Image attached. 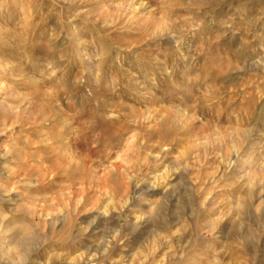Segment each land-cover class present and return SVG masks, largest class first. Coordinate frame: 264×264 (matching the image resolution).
<instances>
[{
    "label": "rangeland",
    "instance_id": "obj_1",
    "mask_svg": "<svg viewBox=\"0 0 264 264\" xmlns=\"http://www.w3.org/2000/svg\"><path fill=\"white\" fill-rule=\"evenodd\" d=\"M82 162L129 191L58 201ZM0 219V264H264V0H0Z\"/></svg>",
    "mask_w": 264,
    "mask_h": 264
},
{
    "label": "bare ground",
    "instance_id": "obj_2",
    "mask_svg": "<svg viewBox=\"0 0 264 264\" xmlns=\"http://www.w3.org/2000/svg\"><path fill=\"white\" fill-rule=\"evenodd\" d=\"M240 140V139H239ZM161 143V142H160ZM68 157V156H67ZM72 157V156H71ZM83 157V156H82ZM82 157L80 159H82ZM65 158V157H64ZM68 160V159H67ZM83 160V159H82ZM74 161V160H73ZM64 164V163H63ZM83 166L81 168V166L79 165H76L74 167H72V169H68L69 172H67V175L69 176V185H67V187H65V192L66 194H64V192L60 195H62L61 198H58V201H68L70 204L74 203V200L76 198H79V196L81 197H88V193L90 192V189L92 188V186H95L96 183H89V187L85 186L84 184V178L86 177H94V179H96V182H100L101 183H104L107 184L109 186V188L111 189V191L114 193V194H118L121 190H120V187L122 189H124V193H126L127 191H129L130 189V185L128 183H125V180H124V173H127V168L125 170L122 171L121 169V166L120 165H117V164H114L112 166H105L103 168H101V170L97 171V170H89L87 163L85 162H82ZM69 166V165H68ZM67 166V168H68ZM54 168V167H53ZM92 168V167H91ZM55 169V168H54ZM98 169V167H97ZM52 170V168H51ZM67 170V169H66ZM48 172V171H47ZM54 173V172H53ZM47 174V173H45ZM51 175V174H49ZM56 175V173H55ZM86 175V176H85ZM90 175V176H89ZM119 176L120 177V181L119 183L116 182V178L115 176ZM44 178V177H43ZM93 179V178H92ZM87 181V180H86ZM90 182V181H89ZM109 182V184H108ZM94 184V185H93ZM88 185V184H87ZM99 186V185H98ZM96 188V187H95ZM100 188V187H99ZM98 189V188H96ZM103 189V188H102ZM105 190V189H103ZM102 190V191H103ZM106 191V190H105ZM106 193V192H105ZM87 194V195H86ZM89 198V197H88ZM80 201H81V198H79ZM85 199V198H84ZM100 199V198H99ZM89 200H92V198H89ZM96 202V201H95ZM81 204V207H79V210L80 211H87L88 210V206L90 205V201H89V204L87 202H83V203H80ZM97 205V204H96ZM109 204H107V207H108ZM91 208L94 206V204L92 203V205H90ZM12 220V218H11ZM8 222L7 225H6V229L5 231H11V232H15V230H18V227H12V225H14L15 223V219L14 221L11 222ZM1 219H0V225L2 224L1 223ZM19 221V220H18ZM17 222V221H16ZM18 223V222H17ZM66 224V223H65ZM2 228V227H1ZM22 228V227H21ZM72 229V225L70 223H68L66 226H65V233L66 234H69L70 236V231ZM2 230V229H1ZM94 230V229H93ZM4 231V230H3ZM17 232V231H16ZM1 233V232H0ZM17 236V234H13V237ZM26 236V234L24 233V237ZM28 236V234H27ZM11 237V238H13ZM24 237H21V238H24ZM33 238V237H32ZM16 239V237H15ZM18 240V239H17ZM21 240V239H20ZM19 241V240H18ZM33 241V240H32ZM31 242V240H30ZM62 241H60L61 243ZM68 242H71L70 240H66L64 241V243H68ZM73 242V241H72ZM71 242V243H72ZM15 243V242H13ZM18 242L16 241L15 244H17ZM26 243V242H25ZM29 244V243H28ZM62 244V243H61ZM30 246V245H29ZM63 246V245H62ZM28 248V247H27ZM31 249V248H30ZM23 250V249H22ZM14 258L16 256H13Z\"/></svg>",
    "mask_w": 264,
    "mask_h": 264
},
{
    "label": "clouds",
    "instance_id": "obj_3",
    "mask_svg": "<svg viewBox=\"0 0 264 264\" xmlns=\"http://www.w3.org/2000/svg\"><path fill=\"white\" fill-rule=\"evenodd\" d=\"M23 239H28V237H25ZM21 249H23L22 252ZM0 250H2V248H0ZM12 251H15L17 253L18 258H20L21 256L27 254L28 248L23 243H20L18 245H14L13 248L8 250V252H12Z\"/></svg>",
    "mask_w": 264,
    "mask_h": 264
}]
</instances>
